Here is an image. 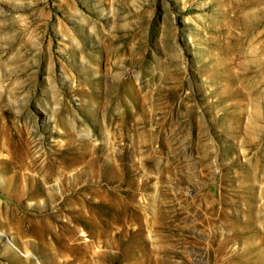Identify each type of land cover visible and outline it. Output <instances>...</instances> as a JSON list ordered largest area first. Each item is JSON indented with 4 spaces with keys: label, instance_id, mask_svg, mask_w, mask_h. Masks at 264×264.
I'll return each mask as SVG.
<instances>
[{
    "label": "rangeland",
    "instance_id": "rangeland-1",
    "mask_svg": "<svg viewBox=\"0 0 264 264\" xmlns=\"http://www.w3.org/2000/svg\"><path fill=\"white\" fill-rule=\"evenodd\" d=\"M110 263L264 264V0H0V264Z\"/></svg>",
    "mask_w": 264,
    "mask_h": 264
},
{
    "label": "bare ground",
    "instance_id": "bare-ground-1",
    "mask_svg": "<svg viewBox=\"0 0 264 264\" xmlns=\"http://www.w3.org/2000/svg\"><path fill=\"white\" fill-rule=\"evenodd\" d=\"M114 221V220H113ZM134 235V234H133ZM136 235V234H135ZM136 237L127 236L126 233H121L117 240L115 241L116 247H118L119 251L116 253V255H120L123 259V261H126L127 257L131 254L132 251H135L134 249H138L140 246V239ZM116 238V237H115ZM111 242V241H110ZM100 244H103V254H105L106 260L113 261L114 255H111L108 246L106 242H102ZM107 248V249H104ZM136 255V254H135ZM117 259V258H116ZM120 259V258H119ZM114 263V261H113ZM111 264V263H110Z\"/></svg>",
    "mask_w": 264,
    "mask_h": 264
}]
</instances>
